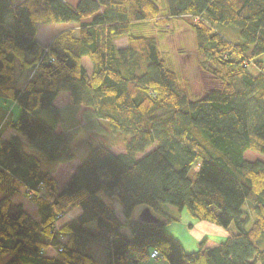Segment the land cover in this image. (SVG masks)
<instances>
[{"label": "trees", "instance_id": "trees-1", "mask_svg": "<svg viewBox=\"0 0 264 264\" xmlns=\"http://www.w3.org/2000/svg\"><path fill=\"white\" fill-rule=\"evenodd\" d=\"M174 20L218 82L204 95L160 45ZM57 22L74 26L43 44L39 24ZM263 55L264 0H0V97L13 104L0 129L18 133L0 130V264H145L154 250L169 264H264V160L245 157L264 154ZM66 106L98 130L85 159ZM184 209L236 231L188 252L166 230Z\"/></svg>", "mask_w": 264, "mask_h": 264}, {"label": "rangeland", "instance_id": "rangeland-1", "mask_svg": "<svg viewBox=\"0 0 264 264\" xmlns=\"http://www.w3.org/2000/svg\"><path fill=\"white\" fill-rule=\"evenodd\" d=\"M76 1L77 0H74V2ZM73 26V22H57L51 24L40 23L38 38L43 44H48L57 34ZM169 30L170 31L165 36H163L162 39H160L161 47L172 55L177 70L180 72L182 77L181 83L185 84L186 81H189V85L191 86L193 93L204 95V93L208 89L217 86L218 82L212 77V75H210V73L204 72L198 64L196 38L193 31L182 20H174L171 23ZM153 32H155V29H153ZM236 36H232V38L238 39L239 36ZM117 43L119 46H123L127 43V39H118ZM261 59L264 61V55L261 57ZM84 64L88 68H91L92 66L89 58L87 57L84 58ZM252 71L255 72L256 69L252 68ZM12 106V103H6L5 100L0 97V117L2 116V113L6 108L8 109ZM77 111L78 110L74 106H66L60 109V114L62 115L63 123L65 124V126L71 128L75 135V140L72 146L74 154L77 157L85 159L89 155L93 147L100 144L97 133L98 130L89 127L87 125L88 121L86 119L82 120L79 117ZM18 113V108L14 107L13 116H18ZM36 117L44 120L47 124H55L54 115L49 111L39 110L36 112ZM88 124H90V122ZM0 130L2 131V139H8L13 135L18 134L10 127H8V124ZM101 130L103 132H106L104 128H101ZM114 140H118L120 142V138L117 137L115 133H113V141ZM113 149L115 151H121L123 148L120 144L114 146ZM34 153L38 154V152L36 151H34ZM245 157L249 160H264V154L253 150H248L245 153ZM54 168H56V164ZM54 168L50 170H53ZM43 169H46L45 162H43ZM195 173L196 170L192 171L190 174L193 179L195 177ZM13 199L16 202L22 203L24 208L28 212L32 213L35 217L39 218L36 206L30 200V198L27 197L25 192L16 194ZM115 207L118 216L122 220H124V217L122 215V209L118 202L115 203ZM171 209L177 212V208L171 206ZM77 212H79V209L67 212L63 220L74 217ZM146 212V206L140 205L135 209L133 217L141 218ZM166 230L176 236L182 242L188 252H192L198 250L199 243L204 238H211L217 241H224L231 232L236 231V228L234 225H231L229 228H225L216 223L198 220L191 216L187 209H184L182 212H180V220L169 223L166 226ZM49 253L50 255H55L56 249L51 248L49 250ZM10 257L11 254H4L2 258L3 262L7 261ZM145 264H169V262L165 258L159 257L150 259Z\"/></svg>", "mask_w": 264, "mask_h": 264}, {"label": "built area", "instance_id": "built-area-1", "mask_svg": "<svg viewBox=\"0 0 264 264\" xmlns=\"http://www.w3.org/2000/svg\"><path fill=\"white\" fill-rule=\"evenodd\" d=\"M158 255H159V253H158L157 250H154V251L152 252V257H153V258H156Z\"/></svg>", "mask_w": 264, "mask_h": 264}]
</instances>
